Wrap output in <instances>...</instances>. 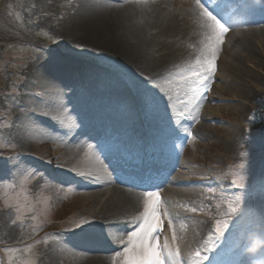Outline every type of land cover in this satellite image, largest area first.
I'll return each instance as SVG.
<instances>
[{
    "label": "rangeland",
    "instance_id": "1",
    "mask_svg": "<svg viewBox=\"0 0 264 264\" xmlns=\"http://www.w3.org/2000/svg\"><path fill=\"white\" fill-rule=\"evenodd\" d=\"M204 2L208 7L219 8L227 22L238 4V0ZM75 4L76 0H0V216L6 218L2 226L16 227L18 231L13 242L0 236V264H40V251L47 243L58 245L62 253L67 243L61 239V233L77 228L85 217L73 202L77 195L73 185L56 183L51 166L43 165V171L37 172L32 161L12 173L6 172L18 148L8 130L15 114L22 110L18 107L21 87L28 69L42 55L58 56L78 66L77 77L66 95L67 110L79 116L78 121L90 124L86 130L91 129L92 133H87L90 136L96 133L97 138L81 154V163L100 161L102 154L111 152L117 164L127 167L133 160H139V154L144 159L147 146H150L146 150L149 160L154 154L155 158L172 161L174 174L182 182L172 184L171 188L188 193L169 195L174 217L180 218L177 225L180 242L185 237L193 239L195 234L200 237L197 245H186L187 252L183 255L188 258L183 256L184 263L197 264L195 253L199 251L207 256L202 264L205 261L233 264L227 257L246 236L261 249L260 261H264V187H259L264 181V67L253 59L243 58V64L234 67L232 73L223 68L224 64H230L226 51L230 45L229 33L244 27L225 26L228 32L218 45L215 71L207 81L190 71L197 58L193 54L207 44L194 26H189L185 36L175 43L160 40L156 60L160 67L172 65V72L159 82H143L150 89L141 94L134 89L138 76L131 74L126 66L102 58L92 48L69 40L63 33ZM165 8L172 12L173 3L166 2ZM183 22L179 17L174 26L182 28ZM262 43L255 39L260 55ZM183 55L186 58L193 55L186 67L181 66ZM116 85L126 92L125 98L104 94ZM37 96L31 100L39 107L43 95ZM199 100L204 101L200 114L206 119L201 124L196 114L190 116ZM170 108L175 109L172 117ZM148 113L151 119L159 115L157 121H172L175 127L165 128L162 123L150 127L144 122ZM39 116L30 126L35 132L41 128ZM181 118L189 120V131L181 128L182 120H177ZM74 125L58 133L62 137L72 136L79 129L77 122ZM199 127L208 134H194ZM97 141L102 144L98 145ZM240 183L244 186L239 187ZM236 188L242 191L237 192ZM145 201L139 205L141 213L136 215V223H126V238L115 249L118 253L111 264H125L128 237L139 229ZM230 207H236L237 212L231 213ZM225 223L227 227L221 236L217 227ZM248 223L255 226H249L246 231ZM234 227H239L238 236L232 232Z\"/></svg>",
    "mask_w": 264,
    "mask_h": 264
},
{
    "label": "bare ground",
    "instance_id": "2",
    "mask_svg": "<svg viewBox=\"0 0 264 264\" xmlns=\"http://www.w3.org/2000/svg\"><path fill=\"white\" fill-rule=\"evenodd\" d=\"M168 1L173 3V13L165 8ZM242 1L244 5L233 12L227 23L230 28L244 27L232 29L228 36L230 45L225 50L230 64L229 66L224 64L223 68L231 73L234 67L243 64V58L248 61L253 59L264 67V0ZM224 9L227 7L222 9L225 12ZM217 12L219 13V9ZM179 17L184 21L182 28L174 26ZM189 26H194L200 38L207 43L209 37L213 35L211 29L204 26L195 0H76L75 11L65 22L63 33L69 40H76L81 45L92 48V51L102 58L111 60L118 66H126L131 74L138 76L134 89L142 94L150 89L146 84L153 80L159 82L172 72V65L160 67L161 64L156 60V47L161 44L160 40H172L175 43L185 36ZM255 39L263 41L262 55L256 50ZM199 53L193 54L194 58L198 57ZM65 56L69 57L68 54ZM191 58L183 55L181 66L186 67L185 63L189 65ZM77 71V65L58 56L39 57L25 75L27 79L21 87V101L18 105L22 110L15 114L8 130L11 138L17 141L18 148L13 153L6 172L12 173L15 168H21L32 161L36 164L34 167L37 172L43 171V165L51 166L55 172L53 174L56 183L73 185L77 192L73 202L77 203L81 214L85 215L83 220L91 221L90 226H84L85 232L75 228V232L70 229L61 233V239L67 243L62 253L59 252L58 245L47 243L43 246L40 251V264H111L118 253L115 249L120 246L121 240L126 238L124 234L127 230L126 223L135 221L141 210L139 205L145 201V193L132 188L133 181L130 180L129 173L119 171L111 164L110 158L101 157L100 161L85 164L80 162L81 154L96 133L90 136L87 132L92 133V130H86V126L90 124L78 121L79 116H75V113L73 115L72 110H67L66 95H69L68 90L74 84ZM143 82H147L146 86ZM105 93L120 98L126 97V92L119 85ZM40 94L43 95V102H39L40 105L37 107V102L31 100V97L36 98ZM57 100L63 105L54 113L58 118L54 120L43 115V112L49 111ZM196 103L190 111V116L196 114L200 117L197 118L200 123L206 120L200 114L204 101L199 100ZM174 110L169 109L170 117ZM38 114L41 128L35 132L30 126L34 124L33 121ZM162 115L164 116L160 113L161 117ZM145 116L147 119L144 122L150 127H157L156 125L161 123L165 128L175 127L172 121H157L155 118H159V115L154 119L150 118L149 113ZM177 120H182L183 130H190L188 119ZM74 121L79 127L76 133L68 137L60 136L58 132L75 126ZM174 124L178 125L176 122ZM44 128L48 131H44ZM200 129V127L195 129L194 134L198 135L200 132L204 136L208 134V131ZM32 155L37 157L32 158ZM17 161L19 166L13 167ZM157 166L158 169L155 171L163 174L161 182L163 185L154 190H158L163 196L159 211L161 229L164 230L162 233L159 231L158 242L161 246L167 243L169 250L173 252L179 250L175 264H187L183 261V256L188 258L183 255L187 252L186 245H197L200 237L195 234L193 239L185 237L186 240L180 242L177 228L180 218L174 217L175 209L169 195L187 196L188 193L171 188L172 184L182 182L181 178L174 174L176 168L172 161L162 157L159 158ZM4 217L0 216V236L13 242L17 236V228L2 226L6 219ZM141 223L139 219L138 225Z\"/></svg>",
    "mask_w": 264,
    "mask_h": 264
},
{
    "label": "snow or ice",
    "instance_id": "3",
    "mask_svg": "<svg viewBox=\"0 0 264 264\" xmlns=\"http://www.w3.org/2000/svg\"><path fill=\"white\" fill-rule=\"evenodd\" d=\"M197 8L199 9V16L204 22V26L211 29L213 35L209 37L210 42L205 44L201 50V55L195 60V65L190 68L193 75L202 77V81L209 80L211 74L215 71V59L217 57L218 45L223 43V36L228 32V28L212 11L206 7L204 0H195ZM208 54L205 55L204 53ZM63 105L57 100L50 108L49 111L43 112V115L50 116L54 120L58 117L54 115L57 113ZM190 135V134H189ZM19 161L13 164V167H18ZM244 167L243 164L240 165ZM83 175V173H80ZM243 177H241V180ZM243 187V183L238 185ZM146 201L144 205V212L142 213L140 220L142 223L139 226L138 231L133 232L128 237V246L125 248L124 261L125 264H175L176 257L179 256V250L175 252L169 250L167 243L161 246L158 242V233L161 230V216L159 211L160 197L159 193L147 192L145 193ZM239 197L237 198V201ZM195 211V209H193ZM231 213H236V207H230ZM91 221L83 220L76 227L85 232L86 227L90 226ZM225 223L223 227L218 224L217 232L219 235H223V228H226ZM72 231L75 232V229ZM175 238V236L173 237ZM205 245V251H207ZM197 258V264H202V261L207 259V256L201 255L199 251L195 253Z\"/></svg>",
    "mask_w": 264,
    "mask_h": 264
},
{
    "label": "clouds",
    "instance_id": "4",
    "mask_svg": "<svg viewBox=\"0 0 264 264\" xmlns=\"http://www.w3.org/2000/svg\"><path fill=\"white\" fill-rule=\"evenodd\" d=\"M257 250V246L254 245L252 248H250L248 251L249 252H255ZM254 264H264V261H254Z\"/></svg>",
    "mask_w": 264,
    "mask_h": 264
}]
</instances>
